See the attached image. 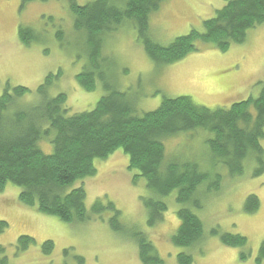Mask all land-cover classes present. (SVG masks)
I'll list each match as a JSON object with an SVG mask.
<instances>
[{
  "label": "rangeland",
  "instance_id": "obj_1",
  "mask_svg": "<svg viewBox=\"0 0 264 264\" xmlns=\"http://www.w3.org/2000/svg\"><path fill=\"white\" fill-rule=\"evenodd\" d=\"M94 0H75L84 6ZM225 0H166L149 17L148 36L161 46L190 31L202 32L203 21L214 17ZM73 14L69 0L35 1L0 0V96L8 89L23 87L31 93L21 102L36 103L35 90L48 75L60 76L48 88L47 97L66 96L67 116L91 111L107 92L104 85L125 93L133 101L135 114L156 110L163 99L188 97L195 105L209 110L227 109L236 102L256 98L264 82V24L248 30L242 44L231 45L226 52L213 45L198 44V51L183 60L157 66L141 47L133 27H122L103 39L100 74L95 89L85 92L75 80L88 65V48L82 33L73 30ZM19 27L33 31L34 38L24 45L18 38ZM202 133L179 135L164 141V164L173 160L195 161L203 172L221 176L217 193L201 196V208L188 207L201 221L203 236L191 248L171 245L181 207L175 193L162 199L167 206L162 221L154 227L146 225L143 200L152 197L145 180L128 169V158L121 150L106 160H95L96 173L77 181L67 191L82 187L85 192L86 219L66 224L56 217L39 213L36 207L20 203V189L6 185L0 193V221L7 224L0 235L5 264H141L137 247L131 240L135 233L145 234L164 264H177L180 253L190 255L192 264H255L260 244L264 241V173L253 177L255 167L246 166L239 177H228L220 166L212 168ZM264 150V139L261 141ZM45 154L52 153L48 140L38 144ZM138 176V177H136ZM201 192L199 193V195ZM255 196L256 212L246 213L245 200ZM99 202L103 210L95 214ZM119 215L120 232L112 230L114 211ZM216 232L218 235H213ZM239 235L246 239L244 248H229L219 236ZM20 236H28L34 245L23 253L16 251ZM52 243V251L44 255L41 245ZM66 253V254H65ZM244 260H240V256Z\"/></svg>",
  "mask_w": 264,
  "mask_h": 264
},
{
  "label": "trees",
  "instance_id": "obj_2",
  "mask_svg": "<svg viewBox=\"0 0 264 264\" xmlns=\"http://www.w3.org/2000/svg\"><path fill=\"white\" fill-rule=\"evenodd\" d=\"M22 4L47 0H19ZM166 0H94L78 6L69 0L73 14V30L82 33L88 48V65L75 77L85 91L95 89L96 79H102L103 39L122 27H133L148 59L157 66H169L198 51V44L213 45L226 52L231 45L242 44L248 30L264 24V0H225L214 17L203 21L202 32L190 31L177 37L167 46L153 42L148 36L149 17ZM33 31L19 27L18 38L28 45ZM34 34V33H33ZM55 76L48 75L35 90L36 103L24 104L21 99L30 95L23 87L6 89L0 96V193L6 185L20 189L18 200L27 207L52 216L66 224L86 219L85 192L82 187L67 191L77 181L93 177L95 160H106L121 150L128 158V169L138 172L145 180L152 197L143 200L147 213L146 225L151 228L162 221L167 211L162 199L175 193L181 207L176 212L178 226L170 238L176 248H191L202 240L201 221L188 208H201V196L217 193L221 176L203 172L195 161L173 160L164 164V141L179 135L202 133L206 138L208 159L212 168L224 167L228 177L243 174L246 166L255 167L253 177L264 173V82L259 95L232 104L227 109L209 110L195 105L188 97L163 99L151 112L136 116L133 101L107 84V94L88 112L67 116L66 96L47 97ZM48 140L52 153L45 154L38 144ZM138 177V176H136ZM201 194L199 195V193ZM259 206L255 196L245 200L244 211L252 214ZM110 221L113 231L120 232L118 211ZM103 210L99 202L93 213ZM7 224L0 221V235ZM213 235H218L213 232ZM220 242L229 248H244L246 239L239 235L223 234ZM131 240L137 247L141 264H164L145 234L135 233ZM34 245L28 236H20L16 251L23 253ZM0 246V255L4 254ZM44 255L52 251V243L41 245ZM66 254V253H65ZM83 264L80 257L74 258ZM244 260V256H240ZM6 258L0 259L5 264ZM177 264H192L190 255L180 253ZM255 264H264V241L260 244Z\"/></svg>",
  "mask_w": 264,
  "mask_h": 264
}]
</instances>
